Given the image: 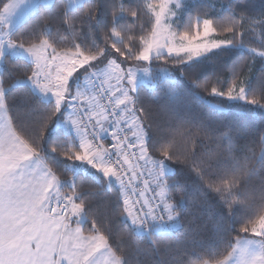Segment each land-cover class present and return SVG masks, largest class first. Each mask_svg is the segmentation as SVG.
<instances>
[{
    "label": "trees",
    "instance_id": "1",
    "mask_svg": "<svg viewBox=\"0 0 264 264\" xmlns=\"http://www.w3.org/2000/svg\"><path fill=\"white\" fill-rule=\"evenodd\" d=\"M9 1L0 0V9ZM118 5L124 10L113 15ZM241 17L239 42L234 39L191 63L182 56H161L143 65L122 59L113 50L112 45L124 50L125 43L134 52L139 50V37L147 35L153 23L147 0H85L72 9L66 0L49 6L40 3L9 37L17 47L44 38L57 51L75 45L87 53L102 48L95 62L99 68L115 59L125 67L150 70V81L140 83L134 92L133 107L151 157L164 159L170 167L164 180L178 226L166 233L143 232L132 225L122 214L120 188L69 158L80 151L81 141L63 127L64 110L60 113L55 101L30 86L28 74L34 65L9 54L1 63L0 82L12 124L37 144L45 166L67 181L63 192H75V202L83 205V231L90 234L95 223L121 264H216L237 240L255 236L240 229L264 213V0H186L174 25L177 33L191 32L194 23L209 19L218 28L217 39H223L230 35L223 28ZM112 29L120 37L112 36ZM234 79H242L245 101L219 94ZM212 86L216 94L210 91ZM178 132L183 136L176 137L175 158L169 146ZM166 147L168 156L162 155ZM186 147L191 148L187 162L182 161ZM223 181H229L228 189ZM209 185H219L221 191L214 192ZM259 238L264 249V237Z\"/></svg>",
    "mask_w": 264,
    "mask_h": 264
},
{
    "label": "snow or ice",
    "instance_id": "2",
    "mask_svg": "<svg viewBox=\"0 0 264 264\" xmlns=\"http://www.w3.org/2000/svg\"><path fill=\"white\" fill-rule=\"evenodd\" d=\"M170 4H175L177 8L180 6L179 0L147 3L153 23L150 32L139 37L141 47L138 51L134 52L128 43L124 44V50L112 45L113 50L122 59L131 58L136 61H148L154 52L165 51L170 56H183L191 60L212 49L231 44L234 39L239 42L241 32L237 29L243 17L234 20L231 26L223 28L224 33L230 34L225 35L223 39L215 38L218 28L209 19L194 23L191 32L176 33L167 22L168 18L175 14L170 9ZM14 7V0H10L6 8L0 10V20ZM123 10L118 5L113 15ZM129 15L135 16L136 13L129 12ZM111 35L120 37L121 33L112 29ZM105 40L108 41L107 35ZM20 46L26 48L34 60L35 67L31 74H28V79L32 80L41 92L52 94L56 110H59L66 99L69 77L77 69L97 60L103 54L102 48L95 53H87L82 51L79 45L57 51V48L44 38H40L38 43H27V46L21 43ZM100 76L101 88L97 95L83 97V94L77 93L74 97H83L88 107L83 116L79 114V109L73 112L71 122L80 135L81 144L80 151L72 152L69 158L85 160L102 171L105 177H115L124 190L131 187L135 191L133 181L142 180L144 188L140 190L135 202L129 197L128 191L123 192L122 214H127L135 222L138 210L147 209L148 213L153 211L152 201L146 196L147 190L151 189L154 196L165 200V188L159 182L161 173L152 166L154 161L145 147L142 123L132 107V97L124 86L126 76L128 85L134 83L133 71L128 69L126 73L117 60L108 59L107 67ZM210 91L216 94L218 90L212 86ZM244 93L242 79H234L227 91L219 94L245 99ZM105 97L106 104L102 103ZM248 102L257 103L255 99H249ZM109 114L115 117L111 133L114 141L111 147L117 156L114 163H106L103 160V154L107 153L109 148L103 144H94L88 139L90 122L95 120V124L91 126L104 131L103 122L108 121ZM40 135H43V131ZM177 136H183V132L176 133L173 144L169 146L173 148L175 158L174 144ZM190 140L194 145V139ZM188 142L189 140L187 144ZM162 155H169L168 147L163 150ZM190 156L191 148L186 147V155L182 161H189ZM34 159L36 163L33 167L30 162ZM139 161H143V165ZM145 171L147 178L144 177ZM56 184L57 177L39 161L37 144L20 133L8 118L6 98L0 91V264H121L120 255L109 246L107 236L95 223L92 225L93 231L88 235H85L78 225L73 227L72 217L81 212L83 205L74 202L75 192L65 194L61 199ZM152 185L156 187L153 188ZM222 186L228 189L229 181H223ZM209 187L214 192L221 191L219 185ZM164 206L170 211L171 206L168 203L165 202ZM240 231L264 237V213ZM234 255L237 257V264H264V249L258 253L249 252L247 247H240L239 241L233 250L216 264H228ZM204 264L209 262L204 261Z\"/></svg>",
    "mask_w": 264,
    "mask_h": 264
},
{
    "label": "rangeland",
    "instance_id": "3",
    "mask_svg": "<svg viewBox=\"0 0 264 264\" xmlns=\"http://www.w3.org/2000/svg\"><path fill=\"white\" fill-rule=\"evenodd\" d=\"M44 1L45 2H43L41 0H37L36 2L38 4L35 6V8L40 3L43 4L44 6H49V5L52 4V2L54 0H52L51 2H48V3H46L48 0L47 1L44 0ZM83 1H85V0H66L67 7H68V9L75 8L78 5H80ZM185 1L186 0H179V5L180 6L178 8L175 6V4H170L169 5L170 9L175 14L171 15L168 18L167 22L171 24L172 30L175 31L176 33H177V31L175 29V25L174 24H175V21L177 20L179 14H180V11L182 9L183 3ZM31 2H32V0H16L15 7L13 9H11L12 18L16 16L15 15L16 8L18 9V13H19V11H20V9L22 7H24L25 5H29ZM148 2L155 3V2H157V0H147V3ZM22 3H23L24 6H20L18 8V5H21ZM35 8H34V10H35ZM150 14H151V12H150ZM215 38H217L216 34H215ZM226 46H228V45H222L219 48L226 47ZM219 48L212 49V50L200 55L199 57L192 58L191 60H188V59H186L183 56L182 57L185 59V61L187 63H191V62L200 60V59L208 56L210 53L214 52L215 50H217ZM256 54L258 55V53H256ZM22 56L29 58L34 63V60H33L32 56L28 52H24L22 54ZM161 56L178 57V56H174V55L170 56V55L167 54L166 51L165 52H161V53H155L154 52L151 55V58L148 61H139V62L143 63V65H145V64L147 65L148 63H150L155 58H158V57H161ZM96 61L97 60L92 61L89 64H87V66L84 68V69H86L85 72H83V70L81 69L78 73H76L74 78H72V82L70 80L67 82V85H66V87H67L66 99H65L64 102H62V104H61V106L59 108L60 113L62 112V114H63V110L66 113L65 114V119L62 117L63 118L62 120H64L62 122L63 127L66 130H68L69 132H72L75 136H79V134L77 133L76 129L74 128V126H73V124L71 122V118L73 116V111H72L71 107L75 103H80V104H83V105L86 104L84 102V98L83 97H91V96H93V94L91 93L92 87L97 82L101 83L102 77L100 76V73L107 67V64L105 66H103V67H100V68L97 67L98 65L95 64ZM123 67L125 68V72L126 73H127L128 69H131L133 71V74H134V83L132 85H128L127 84V76H126L125 81H124V86H125V88L128 89L129 95L132 97V107H133L134 92H135L137 86L140 83H148L150 81V70H149L148 67H144V68L143 67L142 68H136V66L135 67H133V66L125 67V66H123ZM72 83H74L73 87L71 85ZM244 88H245V86H244ZM77 93L83 94V97H81L80 99H74V97H75V95ZM244 95L246 96V89H245ZM45 96H49V98H53L55 100V98L52 96L51 93L49 95H45ZM229 99L231 101H241V100L245 101V99H240L239 97H233V98H229ZM85 106L88 107L87 105H85ZM62 114H60V115H62ZM144 143H145V147H146V135H145V132H144ZM103 160H104V156H103ZM152 160L154 161V164L152 166L159 173H161V175L159 177V182L164 185V188H165V200H161L158 196H154L151 189L147 190L146 196L149 198V195L152 194L151 196L153 197V200H151V201L154 202V205L156 207H158L159 212H161L165 216V219H166L165 221L167 223L165 225L156 223V220H153L151 218L153 213L152 212L148 213L147 209H144L140 214H139V211H137V213H136V217L137 218H136L135 222H133V219L131 217H129L127 214H125V217L129 220V222L132 225H135L140 231L144 232V230L141 229L140 224L142 225L143 224L142 223L143 218H146V221H148V223H150V225H149L150 229L148 231L166 233V232H169L171 229H175L178 226V224L176 222L177 219L172 213V211H173L172 207H170V211H169L164 206L165 202L168 203L171 206V204L169 203V200H168V192H167V188H166L165 180H164V176L166 175V173L170 172V167H168V165H167L168 163L164 159H162V160H158V159L154 160L152 158ZM79 161H80V166L81 167H84V166L91 167L92 169H94V171H96V174L98 173V174L102 175L104 178H106L108 180V182L118 186L120 188L121 195H123L122 187L120 185H118L119 181H117V179L115 177H112V176L105 177L102 171H100L99 169L93 167L87 161H85V160H79ZM143 163H144L143 161H140L141 165H143ZM45 167L48 168L47 166H45ZM144 177L147 178V172L146 171L144 172ZM66 183H67V181H63V180L57 178L56 190L59 192V195H60L61 199L63 198V196L65 194H70L69 192H63V187L66 185ZM139 184H141V182L139 180H135V181H133V185L135 187V191H133V188H131V187L129 189H127L128 192H129L128 195H129V197L131 198L132 201H134V196H133L134 194L137 195V197H139V192H137V186ZM152 187L155 188L156 186L152 185ZM72 190H74V188ZM54 198H55V194H54ZM75 199H76V196L74 195L73 196L74 202H75ZM122 200H123V197H122ZM154 213H155V210H154ZM168 221L171 224V228L168 225ZM71 222L73 224V227H75V225H78L81 228V230L83 231V227H84V224H85V219H84V216L82 214V210H81V212L78 215L72 217ZM84 234L87 235L85 232H84ZM259 237L260 236H252L251 238L249 237V239H247V240L243 238V239H240V240H237V241L240 242V247L244 246V247H247L249 249V252H257L258 253V252H260L263 249V245H262V242H261ZM237 241H236L234 247L237 245ZM101 264H102V262H101ZM228 264H237V257L234 255L232 258H230V260L228 261Z\"/></svg>",
    "mask_w": 264,
    "mask_h": 264
},
{
    "label": "built area",
    "instance_id": "4",
    "mask_svg": "<svg viewBox=\"0 0 264 264\" xmlns=\"http://www.w3.org/2000/svg\"><path fill=\"white\" fill-rule=\"evenodd\" d=\"M100 88H101V83L100 82L95 83L92 87L91 93L93 95H97ZM102 103H105V104L107 103V97H105V99L102 101ZM71 109L73 112L76 109H79V114L83 116V115H85L87 107L83 104L75 103L74 105H72ZM111 111H112L111 106H109V113H111ZM114 120H115V117L112 116L111 114H109L108 121L103 122V128L105 129L104 131H101L99 127L94 128L91 126L92 124H95V120H92L90 122L89 128H88V139L90 141L94 142L95 144H103L106 148H109V151L107 153L103 154L104 161L106 163H114V161L117 159L116 153L111 147V145L114 143L113 138H112V134H111L113 131V121ZM85 123H87V121H85ZM139 163H140V161H139ZM127 175H131V173H127ZM139 181L141 182V184H139L137 186V192H140V190H142L144 188L143 181L142 180H139ZM125 183L126 184L128 183L127 179H125ZM118 185H120L119 182H118ZM122 190H123V192L128 191V190H124V189H122ZM128 194H129V192H128ZM151 195H149V199L153 200V197ZM133 196H134L133 202H135L138 197L135 194ZM151 206L153 208V211H152L153 214H152L151 218L153 220H156V223L165 225L167 223L165 221L166 220L165 216L161 212H159L158 207H156L154 205V202L151 203ZM154 210H155V213H154ZM141 212L142 211H139V214ZM142 223H143L142 225L140 224L141 229L144 231H148L150 229L149 228L150 223H148V221H146V218H143ZM168 225L171 228V224L169 221H168Z\"/></svg>",
    "mask_w": 264,
    "mask_h": 264
},
{
    "label": "crops",
    "instance_id": "5",
    "mask_svg": "<svg viewBox=\"0 0 264 264\" xmlns=\"http://www.w3.org/2000/svg\"><path fill=\"white\" fill-rule=\"evenodd\" d=\"M37 0H32V2L29 5H23V3L21 5H18V8L20 6H24L20 9L19 13H18V9L16 8L15 11V17L12 18V13L11 10L7 13L4 14L3 19L0 20V70H1V63H2V59L6 54H9L13 57H21L24 58L28 61H30L33 65L34 63L27 57L22 56V54L26 51V48L24 47H17L13 44L9 43V37L11 35V33L15 30V28L34 10L35 6L38 4L36 2ZM43 2H45L44 0H41ZM47 1V0H46ZM52 0H48L46 3L51 2ZM16 2V0H14V3ZM9 3V2H8ZM7 3V4H8ZM7 4L5 6H3L0 10H3L6 8ZM50 51V50H49ZM87 65L83 66L82 68L77 69V71H75L68 79V81L70 80L72 82V78H74V76L76 75V73H78L81 69L83 70V72H85L86 69H84ZM35 67V65H34ZM29 84L32 87V89L37 92L41 97H43L44 99H50L55 101L53 98H49V96H45V95H49L50 93H44L41 92L40 89L36 86L35 83H33L32 80H29ZM72 87L74 85V83L71 84ZM0 91H3L2 86H1V82H0ZM47 97V98H46ZM87 105V104H85ZM88 106V105H87ZM7 112V110H6ZM65 112V111H64ZM66 114V113H65ZM68 114V113H67ZM7 116L9 118L8 112H7ZM10 119V118H9ZM80 141V135L76 136ZM39 161L41 164H44L43 160L39 157ZM32 164V166H35V159L33 161L30 162ZM251 238V237H250ZM244 239H249V238H244Z\"/></svg>",
    "mask_w": 264,
    "mask_h": 264
}]
</instances>
